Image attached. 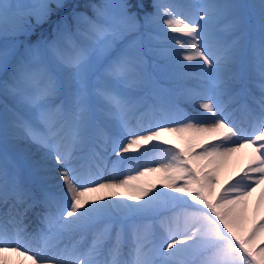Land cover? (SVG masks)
<instances>
[{"label": "snow or ice", "instance_id": "1", "mask_svg": "<svg viewBox=\"0 0 264 264\" xmlns=\"http://www.w3.org/2000/svg\"><path fill=\"white\" fill-rule=\"evenodd\" d=\"M67 7L0 0V37L30 40ZM151 7L140 15L141 0L97 3L91 15L58 19L50 38L0 50V264H264V220L242 235L264 185V0L256 32L236 0H198L194 16ZM149 60L174 88L147 73ZM193 71L211 87H185ZM149 81L151 100L137 95ZM209 138L219 143L195 142ZM245 147L248 167L216 192ZM52 171L60 183L49 184Z\"/></svg>", "mask_w": 264, "mask_h": 264}, {"label": "rangeland", "instance_id": "2", "mask_svg": "<svg viewBox=\"0 0 264 264\" xmlns=\"http://www.w3.org/2000/svg\"><path fill=\"white\" fill-rule=\"evenodd\" d=\"M241 4L246 5L247 7L244 9L245 15L252 21V30L253 32H256L258 30V20H259V3L258 0H240ZM257 1V3L255 2ZM13 3L17 2V0H12ZM18 2L20 3H33L35 2V0H18ZM107 3L110 4H115L118 3L119 0H106ZM198 2V0H162L161 3L163 4H169V5H173L177 11H181L184 12L187 15H195L196 9L191 7V5H194ZM52 22L50 21L48 24H45L43 27L38 28L35 33L40 34L42 36L44 35H49L50 32V24ZM55 26V25H53ZM162 27V25H161ZM53 29V28H52ZM51 29V32H52ZM159 30V29H158ZM36 34V35H37ZM168 35H172L171 33H168ZM48 38V37H47ZM182 39H184L182 37ZM23 41L27 42L29 41V39H26L24 37H18L16 38V40L14 41L12 38H9L7 41H5V39H3L2 37H0V50H2L5 45H7L9 48L12 47L13 43H17L18 47L21 51V47L24 46L25 44L23 43ZM33 42H29V43H34ZM24 44V45H23ZM150 61V65H152L151 60ZM149 64L146 68L147 73H149L150 76H155L156 80L159 82V84L162 87H167V88H174V85L169 83L168 81L164 80L161 76V74L158 73H154L152 72L151 68L149 67ZM4 77L2 74H0V80H2ZM164 83V84H162ZM183 85L185 87L188 88H192V89H196V88H202V87H207L210 88L211 84L208 81H203V80H199L196 78V72H193L191 77L187 78L185 81H183ZM153 84L151 81H149V84L147 85V87L145 88V90L141 93H137V95H144L147 96L149 98V100H151V91L153 88ZM169 99H171L173 102L178 103L179 106L183 109V111L185 113H187L189 116H198L201 113V110L199 109L198 104H187L185 102H183V100L179 99L178 97H176L173 93L169 94ZM225 101H227V98L225 97ZM233 106H229V110L232 109ZM207 115V114H205ZM230 120H235L237 127H242L244 129H246L248 134L252 133V128L250 126V124L245 121L244 117L241 115L240 112L238 111H233L232 115L230 117ZM164 139H167L169 141L172 142V144H178L181 147L184 146L183 141H180L177 139V137L175 136H169L166 135L164 137ZM195 142H202L205 144V146L210 145L211 143H219L218 140L215 139H196ZM31 147V151L33 153V159H39L40 158V153L36 151L35 146H30ZM150 147V146H149ZM196 151H200L201 149L199 147H197L195 149ZM12 155H14V158L17 160L18 163H20L22 166L26 163L25 159L23 157V154L20 153L19 151H16L14 153H10ZM237 156V164H235L234 166H229L227 163L224 166V168L221 170L220 174H219V181L220 183L216 186V192L220 191L221 186H227L228 182H234L235 179H239V176L243 174V170H245L251 159H252V148L250 147H245L240 149L238 152H236ZM127 155V154H126ZM152 153H149V156H151ZM148 157H145V159H147ZM110 159L115 160L116 157L112 156L110 157ZM56 167V166H55ZM126 167V166H125ZM50 179H49V184H57L60 183V178L58 176V174L55 171H52L51 173H49ZM157 176H151L148 178V181L155 183L157 181ZM157 187H160V185H157ZM261 189H264V185H261L260 188H258L256 190V192H254L252 194V196L249 198L248 201V209L247 212L245 213V221L243 222L242 228H243V232L242 235L247 234L253 227V224H259V222L261 220H264V205H261L260 208L257 210L256 209V201L259 197V193L261 191ZM53 191H56V189L54 188ZM106 195V194H105ZM122 195L124 197H126L127 195H129L128 192H122ZM35 222V221H32ZM157 243H159V240H157ZM256 245L262 246L264 245V237H261L259 240L256 241ZM36 247V245H35Z\"/></svg>", "mask_w": 264, "mask_h": 264}, {"label": "bare ground", "instance_id": "3", "mask_svg": "<svg viewBox=\"0 0 264 264\" xmlns=\"http://www.w3.org/2000/svg\"><path fill=\"white\" fill-rule=\"evenodd\" d=\"M236 156L237 154L234 153L231 158L228 160L227 164L229 166H234L235 164H237V159H236ZM52 166L54 167L55 164H54V160L51 162ZM245 221V220H244ZM35 228V224H31L30 225V228H29V231H32L33 229ZM35 245H36V242L35 241H32L30 242L29 244L26 245V247H29V248H32L34 249L35 248ZM20 259L18 257H15V256H10L9 257V261H10V264H16V261Z\"/></svg>", "mask_w": 264, "mask_h": 264}, {"label": "trees", "instance_id": "4", "mask_svg": "<svg viewBox=\"0 0 264 264\" xmlns=\"http://www.w3.org/2000/svg\"><path fill=\"white\" fill-rule=\"evenodd\" d=\"M102 0H82V3L78 6V12H84L91 15V6L93 3H101ZM103 2V1H102ZM147 4V3H146ZM151 5H145V7L140 10V15H143L144 11H146L147 7L149 8Z\"/></svg>", "mask_w": 264, "mask_h": 264}]
</instances>
